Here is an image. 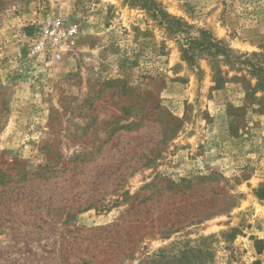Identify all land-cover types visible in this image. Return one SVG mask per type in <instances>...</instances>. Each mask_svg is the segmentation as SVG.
Returning <instances> with one entry per match:
<instances>
[{
    "label": "rangeland",
    "instance_id": "rangeland-1",
    "mask_svg": "<svg viewBox=\"0 0 264 264\" xmlns=\"http://www.w3.org/2000/svg\"><path fill=\"white\" fill-rule=\"evenodd\" d=\"M258 67L264 0H0V264H264Z\"/></svg>",
    "mask_w": 264,
    "mask_h": 264
},
{
    "label": "built area",
    "instance_id": "built-area-1",
    "mask_svg": "<svg viewBox=\"0 0 264 264\" xmlns=\"http://www.w3.org/2000/svg\"><path fill=\"white\" fill-rule=\"evenodd\" d=\"M81 34L78 23H65L61 20H50L39 28L31 38L28 57L40 59L58 56L70 50L73 41Z\"/></svg>",
    "mask_w": 264,
    "mask_h": 264
},
{
    "label": "trees",
    "instance_id": "trees-1",
    "mask_svg": "<svg viewBox=\"0 0 264 264\" xmlns=\"http://www.w3.org/2000/svg\"><path fill=\"white\" fill-rule=\"evenodd\" d=\"M152 12H153V18L159 19L162 22L166 21V23L169 25L170 28H175L178 30L181 23L170 16L168 13L164 12L163 10H158L156 6H151ZM202 37L199 38H189L188 43L190 45L189 49H184V54L188 56L190 50H207V51H215V53H221L222 51L226 50L224 47L220 46L219 43L215 42L214 40L210 39L207 36V33L202 31L201 33ZM260 69V74L258 75V81H259V87L264 89V68L258 67ZM257 197L259 200L264 201V185L260 187L257 193ZM162 256H160L161 258ZM185 254L183 255L182 259L185 258ZM181 258V257H177Z\"/></svg>",
    "mask_w": 264,
    "mask_h": 264
}]
</instances>
